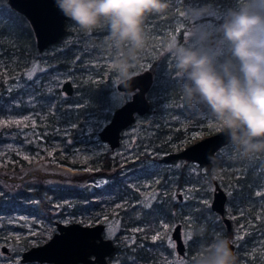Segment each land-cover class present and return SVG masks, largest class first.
Returning a JSON list of instances; mask_svg holds the SVG:
<instances>
[{"label": "rangeland", "instance_id": "1", "mask_svg": "<svg viewBox=\"0 0 264 264\" xmlns=\"http://www.w3.org/2000/svg\"><path fill=\"white\" fill-rule=\"evenodd\" d=\"M209 17L210 22L212 17L220 18ZM180 21L176 29L181 27ZM190 30L191 26L185 31V40ZM146 32L150 41L135 73L151 67L147 55L162 42L160 36ZM79 34L67 19L65 33L55 43L43 51H30L28 46L18 53L0 33V80L9 97L0 102V264H53L22 262L20 258L23 250L54 233L56 221L104 223V236L116 245L109 264H191L202 247L196 244L202 237L197 231L211 218L210 212L214 213L210 209L213 179L227 194L225 215L232 221L229 230L223 223L213 230V236L219 233L235 244L238 264H264V155L241 159L228 143L217 151L210 166L183 159L160 161L162 155L222 128L211 122V116L197 118L179 94L167 90L161 78L165 72L159 73V69L146 93L149 110L136 115L122 131L119 145L110 149L98 131L130 93L116 89L120 78L105 52L94 46L106 33L98 39L93 34ZM70 44L75 47L69 53L68 66L46 73L49 57L55 58ZM167 68L178 79L173 59ZM66 79L74 86L71 95L61 90ZM96 88L103 92L92 100L91 90ZM42 93L51 99L41 98ZM69 98L76 103L68 102ZM78 107L84 110H74ZM252 170L256 180L243 185L246 173ZM39 183L78 189L86 197H57L30 187ZM22 188L25 194L34 192L14 196ZM178 222L185 244L183 256H178L171 238ZM190 245L192 252L187 255Z\"/></svg>", "mask_w": 264, "mask_h": 264}, {"label": "clouds", "instance_id": "2", "mask_svg": "<svg viewBox=\"0 0 264 264\" xmlns=\"http://www.w3.org/2000/svg\"><path fill=\"white\" fill-rule=\"evenodd\" d=\"M79 31H104L99 45L122 81L135 75L148 43L145 19L167 12L171 0H55ZM191 30L170 41L182 103L199 119L211 116L241 159L264 155V0H238L227 9L216 0H188ZM219 15L210 22L209 16ZM191 264H238L223 236L202 246Z\"/></svg>", "mask_w": 264, "mask_h": 264}, {"label": "water", "instance_id": "3", "mask_svg": "<svg viewBox=\"0 0 264 264\" xmlns=\"http://www.w3.org/2000/svg\"><path fill=\"white\" fill-rule=\"evenodd\" d=\"M8 6L22 14L28 21L39 51L59 40L66 30V18L56 7L55 0H6ZM154 80L153 71L145 68L135 73L129 81L121 79L117 90L131 92L130 97L115 107L110 119L98 131L101 141L110 149L119 145L121 131L134 122L136 115L147 112L150 103L146 97ZM61 90L71 95L74 86L69 79L62 82ZM229 143L225 130L219 129L178 151L169 152L159 158L162 162L183 159L205 167L216 156V152ZM227 195L218 182L213 180L210 209L220 215L227 230L231 222L225 215ZM104 223L82 224L76 221L62 223L56 221V230L43 243L25 249L20 260L51 262L53 264H108L107 257L114 251L113 240L103 234ZM178 256L185 254V244L181 234V223H176L171 231ZM234 251V244L231 242ZM5 251L6 247H2Z\"/></svg>", "mask_w": 264, "mask_h": 264}, {"label": "trees", "instance_id": "4", "mask_svg": "<svg viewBox=\"0 0 264 264\" xmlns=\"http://www.w3.org/2000/svg\"><path fill=\"white\" fill-rule=\"evenodd\" d=\"M0 33L6 37V40H9V43H13L14 49L18 50V53L23 52V50L28 46H30L29 50L38 52L36 50L35 44H34V36L32 29L27 21V19L20 13H16L14 10H12L5 2V0H0ZM186 0H171V6L167 10V12L162 14H153L149 15L145 19V30L151 31L152 35H158L162 39L160 47L153 48V52H151V55H147V59L150 61V69L153 71V75L157 74L155 69H159L160 72H165L161 75L162 81L164 83V86L167 90H169L173 95H178V84L179 79L174 77L170 71H168L167 64H169V61L173 58L171 54L167 51V47L165 48V42L169 43L170 41H179L184 42L185 41V31H187V28L191 26L192 22L191 20L186 16L185 9H186ZM236 3H238V0H216L217 7L220 9H227L229 7L234 6ZM183 11L184 13L181 15L180 12ZM211 18V17H209ZM212 19L218 20L215 17H212ZM181 20V21H180ZM181 22V27L179 29H176V23ZM171 28V31H165V29ZM176 29V30H175ZM175 30V31H174ZM79 31V29H78ZM79 35H83L79 31ZM104 31H97L92 33L93 35H96V39H98L97 36L104 34ZM150 40H148L149 42ZM75 47V44H70L64 51H61L59 54L55 56V58L49 57L48 62L46 61V64L48 66L46 73L51 72L55 69H64L68 66L69 60V53L71 51V48ZM167 68V69H166ZM169 72V73H168ZM42 82H44V78L42 79ZM5 84L2 80H0V102L2 100L7 101L9 97L5 96V93L7 92L5 89ZM88 86L86 87V90H88ZM164 88V89H165ZM84 91V93L86 92ZM59 92V90H58ZM91 99L97 100L96 98H99L102 95V90L99 88L91 90ZM13 93H11L10 96H12ZM41 98L45 100H50L51 97H47L46 94L42 93ZM70 100V98H69ZM68 102L76 103L75 100H70ZM74 110H77L80 112V110H84L81 107L75 108ZM74 110L71 112L73 113ZM87 110V109H86ZM82 112V111H81ZM80 112V113H81ZM71 113V114H72ZM49 118V116H47ZM73 119H77L76 117H73ZM4 126V123H1V127ZM215 162V160L210 164L212 165ZM209 165V166H210ZM107 167L109 165L106 164ZM22 167H25L23 165ZM15 168V167H14ZM21 168V167H19ZM18 169V168H15ZM245 184H249V182H253L256 180V174L252 171H248L246 173L245 177ZM240 184V183H239ZM33 190L37 192H45V193H53L55 196H78L80 198L86 197V194L84 192H80L78 189H73L69 187H63V186H50V185H43L41 183L36 185L30 186ZM110 188V186H109ZM249 188V186H247ZM24 189L13 193L14 196H26L29 194H33L30 191L28 193H24ZM250 190V189H249ZM23 191V193H21ZM40 196V195H39ZM41 202L44 201V199L40 196ZM237 198V196H236ZM163 210V209H161ZM210 210V209H208ZM164 212V210H163ZM211 214V218L208 220H205L202 225V229L196 230L197 234L202 233V237H199L196 244L204 246L207 243H210L214 238L221 236V234L218 233V235L213 236L214 229L221 228L223 221L220 215L216 214L215 212ZM169 214H165L166 219L168 220V223L171 224V219L168 218ZM211 230V231H210ZM213 231V232H212ZM196 234V235H197ZM229 234V233H226ZM192 252L191 245L187 248V255H190ZM124 264H128V262H124Z\"/></svg>", "mask_w": 264, "mask_h": 264}, {"label": "flooded vegetation", "instance_id": "5", "mask_svg": "<svg viewBox=\"0 0 264 264\" xmlns=\"http://www.w3.org/2000/svg\"><path fill=\"white\" fill-rule=\"evenodd\" d=\"M33 36H34V35H33ZM34 44H35V39H34ZM35 47H36V45H35ZM36 50L39 52V50L37 49V47H36ZM118 81H119V80H118ZM119 91H120V90H119ZM126 93H130V95H131V92H126ZM126 100H127V99H126ZM125 128H126V127H125ZM125 128H124V129H125ZM124 129H123V130H124ZM123 130H122V131H123ZM122 131H121V133H122ZM120 138H121V135H120ZM119 143H120V141H119ZM216 153H217V152H216ZM214 159H215V157L211 160V162H209L208 165H210V164L214 161ZM213 180H214V179H213ZM218 184H219V183H218ZM225 193H226V192H225ZM226 195H227V194H226ZM225 203H226V202H225ZM227 217H228V216H227ZM229 219H230V218H229ZM230 222H231V225H232V221H231V219H230ZM104 227H105V225H104ZM230 228H231V226H230ZM103 234H104V231H103ZM231 242H232V241H231ZM42 243H43V242H42ZM113 243H114V241H113ZM232 243H233V242H232ZM40 244H41V243H40ZM233 244H234V243H233ZM36 245H37V244H36ZM32 246H33V245H32ZM114 247H116L115 243H114ZM23 251H24V250H23ZM114 251H115V248H114ZM114 251H113V252H114ZM113 252H112V253H113ZM112 253H111V254H112ZM234 253H235V244H234ZM111 254H110V255H111ZM110 255L107 257V261H108V258L110 257ZM108 264H109V262H108Z\"/></svg>", "mask_w": 264, "mask_h": 264}, {"label": "snow or ice", "instance_id": "6", "mask_svg": "<svg viewBox=\"0 0 264 264\" xmlns=\"http://www.w3.org/2000/svg\"><path fill=\"white\" fill-rule=\"evenodd\" d=\"M154 238L158 239L159 237H154ZM189 238H190V237H189Z\"/></svg>", "mask_w": 264, "mask_h": 264}]
</instances>
